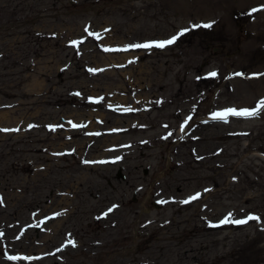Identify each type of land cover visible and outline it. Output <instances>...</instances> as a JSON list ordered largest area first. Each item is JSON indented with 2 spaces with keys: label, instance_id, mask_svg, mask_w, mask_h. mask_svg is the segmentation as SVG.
Masks as SVG:
<instances>
[{
  "label": "rangeland",
  "instance_id": "rangeland-1",
  "mask_svg": "<svg viewBox=\"0 0 264 264\" xmlns=\"http://www.w3.org/2000/svg\"><path fill=\"white\" fill-rule=\"evenodd\" d=\"M262 6L0 0V264H264Z\"/></svg>",
  "mask_w": 264,
  "mask_h": 264
},
{
  "label": "snow or ice",
  "instance_id": "snow-or-ice-1",
  "mask_svg": "<svg viewBox=\"0 0 264 264\" xmlns=\"http://www.w3.org/2000/svg\"><path fill=\"white\" fill-rule=\"evenodd\" d=\"M262 7H264V6H262ZM259 10H262V9H252V12L259 11ZM201 26L207 28V27H211V24L209 23V24H204V25H194L193 27H201ZM85 31L88 33L89 36H94L97 39H99V35L98 34L89 32L87 28H85ZM186 31H188V29H183L180 33L177 34V36H173V37H171V38H169L167 40L154 41V42L146 43V44L129 45V46H126V48L124 50H128L129 48H149V47H153V46L163 48L166 45L174 43L177 40L178 36L179 35H183V33L186 32ZM71 43L75 46L77 44L83 43V40L72 41ZM105 50L108 51V50H111V49H107L106 48ZM90 71H96V70L95 69H91ZM209 75L210 76H215L216 73L212 72V73H209ZM237 75H239V73H237ZM125 111H131V109H125ZM260 111H264V100H261L260 102H258L256 104V106L254 108H252V109H248V108H243V109L228 108V109H224V110L219 111V112H214V113H212L211 118L214 119V120H216V119L224 120L226 122V119H227L228 116L253 117V116L258 115ZM184 123L186 124L187 121H185ZM181 131H184V124L181 125ZM169 135H171V133H169ZM197 198H199V193L189 197V199L183 201V203H189L191 200H195ZM108 211L111 212L112 209H109ZM105 215H106V213H105ZM231 215L232 214L230 213L227 217H225L222 221H220V223L221 224H226V223L244 224V223H247L248 220L258 219V217L249 215L246 219L233 221V220L230 219ZM0 235H2V233H0ZM17 238H19V237H17ZM8 259L15 260V259H20V257L9 256ZM26 259H32V258L31 257H26Z\"/></svg>",
  "mask_w": 264,
  "mask_h": 264
}]
</instances>
